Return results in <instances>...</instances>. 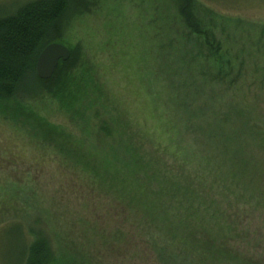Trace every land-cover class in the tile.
<instances>
[{
	"label": "rangeland",
	"instance_id": "1",
	"mask_svg": "<svg viewBox=\"0 0 264 264\" xmlns=\"http://www.w3.org/2000/svg\"><path fill=\"white\" fill-rule=\"evenodd\" d=\"M27 1L0 0V14ZM86 1L56 40L78 61L54 91L0 99V264H13L16 240L3 229L14 221L69 264H162V237L136 209L152 197L138 184L156 187L165 171L218 183L235 149L264 163V0H192L203 34L186 26L179 0ZM253 169L227 179L218 213L264 242V198L248 191L230 205L256 189Z\"/></svg>",
	"mask_w": 264,
	"mask_h": 264
},
{
	"label": "trees",
	"instance_id": "2",
	"mask_svg": "<svg viewBox=\"0 0 264 264\" xmlns=\"http://www.w3.org/2000/svg\"><path fill=\"white\" fill-rule=\"evenodd\" d=\"M179 1L186 26L196 34L207 33L195 22L191 10L192 0ZM86 5V0H30L16 3L13 10L0 14V99L14 97L19 93L40 92L50 82L55 83L56 77L60 78L61 74L69 73V70L75 67L78 56L71 50L67 60L59 61L53 75L43 79L37 74L36 61L47 44L64 37L72 19L83 13ZM48 89L51 93L54 91L51 84ZM244 131L245 129L239 127L231 132L234 144L244 141ZM259 135L258 141L263 143L264 134ZM213 137L207 135L208 141L213 142ZM239 150L247 152L244 147ZM236 152L235 149L233 155L225 158L236 165L233 171H229L231 176L227 179H235L239 172L245 173V170L253 167L259 177L254 178L252 185L248 186L256 189H248L246 192L245 189L241 190L242 194L237 195L233 202L230 201V205H235L237 201L243 205V197L248 191L251 199H255L254 203H260L259 197L264 198V187L258 186L255 179L263 183L261 174L264 173V163L258 162L257 165L252 162L253 156L247 158L245 155H239L240 153L237 155ZM165 173L162 176L164 181L158 177L152 178L151 183L156 181V187L147 188L138 184L143 191L141 197L151 194L152 198L147 202L141 199L143 204H136V209L142 212L143 220L149 224L145 228L146 233L156 241V236L162 237V264H264L261 257L264 253L259 254L256 251V247L264 245L263 239L253 234L249 225L242 226L237 219L230 221L232 211L223 210L218 213L219 190L224 194L229 190L232 194L229 183L226 184L227 179L209 185L203 182L196 184L186 173L185 184L183 179L174 177L170 172ZM225 187H228L227 190ZM203 192L208 194L203 196ZM141 205L144 206L143 211ZM226 217H229V220ZM152 228L156 233L150 231ZM5 229L9 230L16 240L10 254L13 264L70 263L68 259L56 257L47 237L33 232L34 237L30 238V231L19 221H14L3 230ZM168 247L172 248L171 252H168Z\"/></svg>",
	"mask_w": 264,
	"mask_h": 264
},
{
	"label": "water",
	"instance_id": "3",
	"mask_svg": "<svg viewBox=\"0 0 264 264\" xmlns=\"http://www.w3.org/2000/svg\"><path fill=\"white\" fill-rule=\"evenodd\" d=\"M71 50L62 42H51L39 53L36 61V70L40 78H50L56 70L59 61L67 60Z\"/></svg>",
	"mask_w": 264,
	"mask_h": 264
}]
</instances>
